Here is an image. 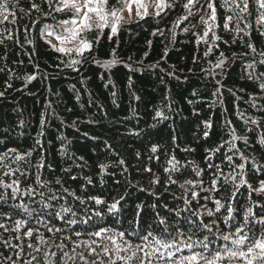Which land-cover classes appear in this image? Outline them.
Segmentation results:
<instances>
[{
    "label": "trees",
    "instance_id": "trees-1",
    "mask_svg": "<svg viewBox=\"0 0 264 264\" xmlns=\"http://www.w3.org/2000/svg\"><path fill=\"white\" fill-rule=\"evenodd\" d=\"M144 1L147 11L158 2ZM0 3L7 4L0 9V157L7 153L0 159V264H62L56 245L71 254L74 241L108 243L77 231L106 227L138 244L133 232L167 235L160 219L175 236L190 231L189 218L215 221L227 234L249 207L264 215V192L254 191L264 181V8L257 0H194L191 14L187 0H164L161 14L123 23L115 35L109 27L84 32L93 43L83 57L57 52L46 39L47 30L59 31L58 22L73 15L55 11L58 0L51 7L48 0ZM120 6L108 0L109 8ZM113 58L116 64L102 66ZM70 59L81 60L78 71ZM217 199L224 205L219 212ZM229 205L234 218L225 222ZM85 210L87 225L79 223ZM251 227L259 238L261 225ZM76 251L97 259L83 247ZM75 264H82L79 257Z\"/></svg>",
    "mask_w": 264,
    "mask_h": 264
},
{
    "label": "snow or ice",
    "instance_id": "snow-or-ice-1",
    "mask_svg": "<svg viewBox=\"0 0 264 264\" xmlns=\"http://www.w3.org/2000/svg\"><path fill=\"white\" fill-rule=\"evenodd\" d=\"M120 3V8L108 7V0H58L59 6L55 8V11H69L71 12L72 18L63 19L58 22L55 28H58L59 31L55 30H47V36H55V38L60 42V47L53 45L52 47L61 53L71 54L75 53L78 57H83L85 51L91 50L93 41L86 39L84 36V32L90 31L93 28L97 29L98 32H103L105 27L110 28V32L112 35H115L118 31V27L123 20L122 15H118V12H121L124 7L128 9L129 15L132 12V4L135 3L137 8H144V14H147V8L141 3V0H118ZM261 8H264V0H257ZM48 3L51 7L52 0H48ZM194 0H187V3L183 5L185 9L189 10V14H191L190 6L193 5ZM159 15L160 11H163L166 6L164 0H159L158 3L153 5ZM32 7L36 11H40L39 5L33 3ZM208 9H211L210 19L215 21L216 19V9L213 3L209 2L207 4ZM247 4L245 3V8ZM6 3H0V9H6ZM50 14V13H49ZM137 16L143 18L140 11H137ZM187 17H184L186 19ZM230 20L231 17H228ZM224 27L228 28V23L224 24ZM205 36L208 35L206 31L204 33ZM264 35V33H262ZM66 43L71 44L72 47L64 46ZM252 47V45H249ZM211 51V49H209ZM255 51V48H253ZM207 55V53H205ZM264 56V52L261 53ZM223 56V53H221ZM118 61L113 58L108 61H104L102 66L104 68H110ZM81 63L80 59H70L68 63L69 67H73L74 70H77L74 66ZM97 63H100L97 61ZM224 61L221 59L217 63V67L222 66ZM261 64H264V60L260 61ZM248 67H253L252 64H249ZM29 81L35 79V76H30L27 78ZM264 87V85H261ZM2 95V93H0ZM157 117H161L162 113L160 111L156 112ZM253 124H256V120H252ZM236 137L233 136V140ZM233 147L235 145L233 144ZM15 151V150H12ZM152 152H156V147L151 149ZM7 157V153L4 154L0 159H4ZM22 157L17 156V159H21ZM231 160V157L228 158ZM123 163V161H121ZM241 169H243L244 165H239ZM227 179V178H226ZM235 179V177H233ZM175 182V181H173ZM16 183V182H13ZM59 183V181H57ZM187 183L191 184V181H187ZM215 184V181H213ZM246 181L241 178L240 184H245ZM5 187L11 188L12 185H6ZM251 188V185H248ZM18 189H13V194ZM65 191H68L65 189ZM254 191L264 192V181L261 182L260 186ZM72 195H75L72 193ZM198 194L196 192L192 193L193 198H195ZM3 197L0 196V199ZM76 199H80L76 197ZM92 200L95 201V204L102 205L105 202L97 197H91ZM80 203L83 204L84 201L80 200ZM119 201L113 202L108 205V212H113L117 209ZM188 203V201H185ZM216 208L215 211L219 212L224 205L221 203L219 199L214 201ZM44 207H49L48 204H45ZM140 206L137 205V208ZM70 208H62L61 213L71 212ZM227 211L229 213L228 216L225 217V222L233 219L234 217L231 215L233 212V208L231 205L227 207ZM61 213H56L57 216H60ZM207 214L209 217L213 216L214 213L212 210H208ZM75 215V213H73ZM95 216H101L99 211L93 213ZM177 216L180 215V212L177 211ZM195 215L199 216V213H195ZM62 218V217H61ZM91 220V216L87 215V210H85V218L80 220L79 223L87 225ZM78 221L73 219L69 221L71 224H76ZM21 222H17L19 226ZM160 224L165 225L163 229L164 233L167 235L165 237H160L154 235L152 232H147L146 234H137L135 232L132 235H135L137 239L140 241L138 244H132L130 241L125 240L124 232H110V230L106 227H100L98 230L81 233L80 231L75 232L77 237H80L84 234H87L89 237H99L102 241H107L108 243H100L95 239L90 240H80L78 243H74V247L71 249V254L69 252H65L64 248L66 245L63 243L56 245V247L60 250L62 256V264H68L71 261V264H75L77 257H79L82 264H105V261L101 258V256H107L108 262L107 264H117V261H123L124 264H131L133 260H138L139 264H232L233 260L240 261L243 260L245 264H264V215L256 216L253 212V209L249 207L243 217V223L239 222L235 225V230H230L227 234L221 233L218 228H216L215 221H212L210 224H206L203 220H200L199 223L197 221L189 218L188 223L191 226L190 231L186 234L179 230H176L175 236L169 232V226L167 225L164 219H160ZM252 224L261 225V232L259 238H256ZM3 227V225H0ZM216 228L214 232L213 229ZM49 232L56 231L60 232L61 229H53L48 228ZM196 231H204L209 235H204L203 238H193L196 235ZM33 234L32 230L29 229L25 235L31 237ZM170 237V238H168ZM214 237V239H213ZM118 238L119 241L118 242ZM64 239H71L70 237H64ZM218 241H223V244L218 247H212ZM41 242L44 243L43 239ZM111 245V247L109 246ZM30 248L33 247L31 244L28 245ZM83 247L88 256H96V260H89L85 256L84 252H77V248ZM97 249H100L97 252ZM187 249L188 254H184V250ZM196 249H200L197 251ZM40 249L36 248L38 252ZM130 255H121V253H129ZM114 254V255H113ZM179 254V255H178ZM51 255L55 256L56 253H52ZM66 258V259H65ZM35 259V257H33ZM31 264V262H28Z\"/></svg>",
    "mask_w": 264,
    "mask_h": 264
},
{
    "label": "rangeland",
    "instance_id": "rangeland-1",
    "mask_svg": "<svg viewBox=\"0 0 264 264\" xmlns=\"http://www.w3.org/2000/svg\"><path fill=\"white\" fill-rule=\"evenodd\" d=\"M158 2H159V0H158ZM141 3L145 6V1L144 0H141ZM146 7V6H145ZM140 11V13L142 14V16H145V14H144V8H137V5L135 4V3H133L132 4V12H131V15H129V12H128V9H126V10H124V11H121V12H118V15H122L123 16V20L121 21V23H120V25L121 24H123V23H126V22H130V21H132V20H134V19H137V18H139L140 16H137V11ZM165 10V8L163 9V11ZM163 11H160V14L163 12ZM156 12H157V9L154 7L153 9H151L150 11H147V14L146 15H148V14H150V15H157L156 14ZM49 41L53 44V45H55V46H57V47H60L61 45H60V42L57 40V39H49ZM64 46H66V47H72V45L71 44H68V43H66Z\"/></svg>",
    "mask_w": 264,
    "mask_h": 264
}]
</instances>
